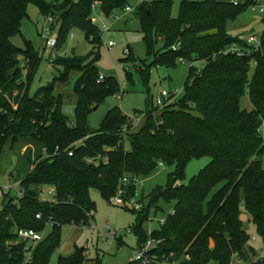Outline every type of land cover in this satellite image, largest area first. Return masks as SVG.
<instances>
[{
  "label": "trees",
  "instance_id": "16d2710c",
  "mask_svg": "<svg viewBox=\"0 0 264 264\" xmlns=\"http://www.w3.org/2000/svg\"><path fill=\"white\" fill-rule=\"evenodd\" d=\"M29 3L37 6L41 16L55 18L57 45L77 27L93 46L86 56L53 59L62 70L32 94L29 88L40 57L21 33ZM253 3L182 0L176 17L171 15L172 0L138 3L133 13L147 52L154 54L148 65H138L141 78L147 82L153 65L173 67L182 58L188 64L183 95L164 107L151 105L148 98L137 129L119 106L110 107L98 128L91 129L89 113L119 91L113 76L103 75L97 81L95 48L100 46L101 30L93 22L92 9L99 5L108 16L115 9L125 10L132 0H61L56 6L50 0H0V156L22 141L34 149L30 147L10 173L22 196L4 193L0 197V264H25V244L15 228L43 232L47 227L49 232L34 246L30 264H84L85 248L76 245L71 254L59 255L55 262L52 257L60 246L63 226H82L93 217L90 189L109 200L124 175L146 176L160 162L174 166L166 186L155 187L148 203L139 198L141 210L131 208L140 246L147 238L143 223L149 212L157 211L160 199L173 203L172 214L151 232L162 239L153 251L157 261L146 264H208L211 260L232 264L233 258L240 264H264V30L257 50L227 31L228 22ZM14 36L22 37L23 46L12 42ZM159 42L162 48L156 50ZM231 45L246 53L222 52ZM199 61L202 66L197 72L189 63ZM73 75L75 100L68 114L56 87L69 83ZM245 95L249 108L241 103ZM97 156L98 163L87 162ZM203 156L210 161L185 181L188 161ZM44 187L54 188L52 199L42 198ZM135 192L136 187L129 185L126 197ZM242 214L262 243L260 251L250 243ZM115 241L119 246L121 238ZM95 264H102L98 257Z\"/></svg>",
  "mask_w": 264,
  "mask_h": 264
},
{
  "label": "rangeland",
  "instance_id": "374dc122",
  "mask_svg": "<svg viewBox=\"0 0 264 264\" xmlns=\"http://www.w3.org/2000/svg\"><path fill=\"white\" fill-rule=\"evenodd\" d=\"M49 1V0H47ZM61 1V0H59ZM149 1V0H147ZM182 0H172L171 15L176 17L180 10ZM202 1V0H194ZM236 3H244L246 0H230ZM138 0H132V5ZM93 22L101 30L100 46L95 48V53L99 57L95 63L99 74L113 76L119 87L118 94L124 92L121 97L117 93L109 95L106 99L95 106L89 113L88 123L91 129L98 128L106 111L112 106H119L121 111L127 116H134V113L140 116V121L135 125V129L140 127L144 119V112L147 107V99L154 98L156 95L165 90L173 96L172 102L177 101L183 95L184 83L188 73V64L181 62L179 59L173 67L164 65H153L150 68L147 82H144L138 70V65H148L154 58V54L147 52L140 32V23L138 17L133 11L115 9L111 14L105 16L102 14L99 5L92 9ZM102 25L109 29L104 31ZM58 24L53 25V34H57ZM264 30L263 14L259 10L247 9L234 20H230L227 25V31L230 35L239 36L246 40L250 35L260 36ZM42 16L34 3L27 6V16L21 21V33L24 39L31 41L40 57L39 64L34 71L30 84L29 92L32 94L39 88L51 83L55 76L62 70L60 65L53 64L50 60V54L53 52L56 57L67 56H86L93 49L85 37L84 32L74 27L70 29L67 36L54 49L44 45L41 38ZM48 34V33H46ZM72 35V36H71ZM22 37L14 36L11 40L16 46H23ZM113 45L108 46V41ZM162 48V43L156 45V50ZM76 78L73 75L69 83L58 84L56 91L64 97L63 110L69 114L70 106L74 103L75 98L72 95V85ZM242 106L250 107L247 96L242 98ZM261 133L264 140V120L261 126ZM126 148L129 143L125 141ZM32 145H26V142H19L12 150L4 149L0 156V183L14 182L11 172L15 171L18 163L23 160V156ZM210 158L203 156L200 158H191L185 168V181H188L193 175L203 168ZM261 162L264 168V152L261 155ZM174 170V166L162 164L148 175L141 176V183L136 186L138 199L143 197L142 203H148L147 197L151 191L157 187H164L167 184V177ZM89 195L95 203L93 221L96 229L102 228L105 223L111 230L115 231L117 238H121L118 246L116 241L99 235L97 230L90 232L88 226L65 225L62 228L61 243L59 248L53 254L52 262L61 256H67L73 252L74 245L83 247L87 254V260L84 264H95L98 257L102 264H126L133 260V250L138 247V237L134 233L133 224L136 220V213L130 207L122 205H112L107 199H104L99 191L95 188L90 189ZM43 198L50 200L52 194L48 193L44 187ZM2 202L0 200V207ZM157 211L151 210L147 219L143 223V229L148 235L154 229L160 226V221L165 219L166 215L173 209L172 202H166L163 199L158 201ZM152 209V206L150 207ZM244 227L255 239L250 238V243L257 251L261 250L262 243L255 233L253 225L248 222L246 214H242ZM127 232V229H130ZM45 234L49 232V227L45 229ZM236 258H233L232 264H237ZM208 264H218L211 260Z\"/></svg>",
  "mask_w": 264,
  "mask_h": 264
},
{
  "label": "built area",
  "instance_id": "2783aa9c",
  "mask_svg": "<svg viewBox=\"0 0 264 264\" xmlns=\"http://www.w3.org/2000/svg\"><path fill=\"white\" fill-rule=\"evenodd\" d=\"M50 1L55 6L59 2V0H50ZM142 1L144 0H138L137 3L127 6L125 10L134 11L136 8V5ZM253 1L254 3L250 7V9L253 11L258 9L259 12L264 15V0H253ZM54 23H55V18L52 15L49 14V15L42 16V31H41L42 42L44 43L46 47L51 48V49H54L56 47L57 39H58V33L57 34L52 33ZM102 29L106 31L109 28L106 27L105 25H102ZM246 42L253 50H257L261 44L260 36L250 35L247 37ZM112 45H113V42L111 40L108 41V46H112ZM171 48L174 50L175 46H172ZM222 52L225 54L230 53V54L244 55L246 53V50L241 49L237 45H231L228 48L224 49V51ZM55 58H56V54L54 52L50 54L51 61ZM179 60L185 63V60H183L182 58H180ZM189 65L192 67H195L196 71L199 72L202 66V62L201 61L190 62ZM102 79H103V74H99L97 81H100ZM124 94H125L124 92H121L117 94V96L121 97ZM171 96L172 95H170L169 92L162 90L156 95V97L152 99L153 105H156L158 107H164L165 105L170 104L172 102L173 98H171ZM12 106L15 109L17 105L12 103ZM130 118L134 122V125H137L138 122L140 121V116L138 114H134V116ZM75 144L77 145L79 143H75ZM68 155H72V150H69ZM87 162L98 163L99 156H97L96 158H88ZM159 165H162V163L160 162ZM140 183H141V179L139 176L124 175L121 179L120 184L117 187L116 193L109 198L108 200L109 203L112 205H122V206L127 205L134 210H137V211L141 210L143 204L138 199L137 191L134 193V195L130 197H126L127 187L129 185H134L136 187ZM46 190L50 194L54 193L53 187H46ZM4 193H13L17 197H21L22 191L19 187L18 181H14L12 183H0V197ZM43 193H44V188H42L41 190L42 198H43ZM172 212L173 211H171L170 214H172ZM90 214L91 216H93L94 211H91ZM36 216L39 217V215H36ZM164 222H165V219H162L160 221V224H163ZM82 226L84 227L88 226L91 233L94 232L96 229L95 223L93 221V217L89 220L87 224L82 225ZM96 230L99 235H102L110 239L111 241H115L117 238L116 232L111 230V228L109 227L107 223H105L102 228H99ZM127 232H130V229H127ZM14 233L18 237V239L25 244L24 245V252H25L24 263L30 264L32 260V251L34 249V246L44 238L45 232L44 231L37 232L33 229L15 228ZM251 239L254 240L255 236H252ZM161 243H162V239L152 236L151 233L148 234L146 240L140 246H138L135 250H133V260L140 261L143 264L157 261V256L154 255L153 251L156 250ZM237 264H240L239 261Z\"/></svg>",
  "mask_w": 264,
  "mask_h": 264
},
{
  "label": "water",
  "instance_id": "95a60500",
  "mask_svg": "<svg viewBox=\"0 0 264 264\" xmlns=\"http://www.w3.org/2000/svg\"><path fill=\"white\" fill-rule=\"evenodd\" d=\"M152 99H153V97L151 96V101H152V104L151 105H153V100Z\"/></svg>",
  "mask_w": 264,
  "mask_h": 264
},
{
  "label": "crops",
  "instance_id": "0c3cea01",
  "mask_svg": "<svg viewBox=\"0 0 264 264\" xmlns=\"http://www.w3.org/2000/svg\"><path fill=\"white\" fill-rule=\"evenodd\" d=\"M250 104V103H249ZM246 108H249V107H247V106H245Z\"/></svg>",
  "mask_w": 264,
  "mask_h": 264
}]
</instances>
